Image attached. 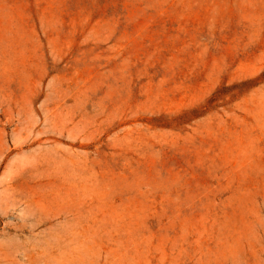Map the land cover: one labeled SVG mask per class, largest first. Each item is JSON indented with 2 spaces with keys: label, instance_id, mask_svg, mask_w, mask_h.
Listing matches in <instances>:
<instances>
[{
  "label": "rangeland",
  "instance_id": "rangeland-1",
  "mask_svg": "<svg viewBox=\"0 0 264 264\" xmlns=\"http://www.w3.org/2000/svg\"><path fill=\"white\" fill-rule=\"evenodd\" d=\"M0 264H264V0H0Z\"/></svg>",
  "mask_w": 264,
  "mask_h": 264
}]
</instances>
